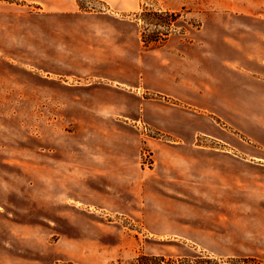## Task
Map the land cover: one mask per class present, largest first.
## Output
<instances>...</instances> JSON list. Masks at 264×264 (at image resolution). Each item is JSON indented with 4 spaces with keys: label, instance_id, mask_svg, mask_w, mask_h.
Returning <instances> with one entry per match:
<instances>
[{
    "label": "rangeland",
    "instance_id": "obj_1",
    "mask_svg": "<svg viewBox=\"0 0 264 264\" xmlns=\"http://www.w3.org/2000/svg\"><path fill=\"white\" fill-rule=\"evenodd\" d=\"M195 1L198 10L192 18H186L182 11L153 9L141 10L135 16L120 15L134 20L139 33L134 37L137 69L124 70L125 79L141 82L147 58L154 72L148 80H164L158 75V50L168 36L180 38L197 30L206 35V31L222 28L225 22L219 9L223 0ZM79 3L81 13L104 12L94 1ZM8 5L17 9L12 12L17 14L14 20L6 16L11 15L5 8ZM30 11L22 1L0 0V186H4L0 199L15 206L21 220L40 217L27 213L31 205H47L45 183H38V189L31 193L30 167L3 159L23 163L38 159L42 163L63 156L78 158L80 153L100 158L111 152L128 157L133 152L143 162L141 153L147 150L153 160L147 174L161 181L166 198L152 189L149 211L144 213L139 202L135 212H128L130 198H124L127 192L119 191L121 207L116 212H72L68 231L72 241L90 238L96 246L82 247V251L95 253L96 259L77 261L78 250L72 246L70 259L62 264H264L258 259L219 256L209 249L214 241L212 231L220 224L215 218L223 219L230 206L261 200L264 195L263 190L254 189L255 182L264 180V166L256 165L264 159V76L254 77L250 70H244L243 75L227 67L218 69L217 76L222 71L229 81L226 92L215 87L214 99L197 106L160 94H143L142 89V95L137 89L119 90L110 76H104L111 73L104 63L115 56L128 62L132 60L128 51L120 50L117 55L91 53L84 45L74 48L82 53H71L62 19L40 11L35 18L29 16ZM212 11L218 13L215 19L211 18ZM142 34L152 40L147 47L140 43ZM86 58L96 63L88 64ZM206 68L189 71L191 77L198 72L200 78ZM187 72L172 70L175 77ZM144 105L152 111L170 109L176 117L179 111L186 113L196 124V131L189 135L192 139L181 141L174 133L160 131L149 121L152 117H143ZM184 234L188 237L182 238Z\"/></svg>",
    "mask_w": 264,
    "mask_h": 264
},
{
    "label": "crops",
    "instance_id": "obj_2",
    "mask_svg": "<svg viewBox=\"0 0 264 264\" xmlns=\"http://www.w3.org/2000/svg\"><path fill=\"white\" fill-rule=\"evenodd\" d=\"M19 1L31 10L29 16L36 18L40 11L53 18L60 17L64 22L62 32L69 38L71 53H82L80 50L74 51V48L80 49L84 45L91 53L101 51L117 55L120 50L128 51L132 60L124 62L115 56L104 63L111 70L110 74L104 76H110L113 86L119 90L132 88L139 92L142 89L143 94H160L165 98L197 106L198 102L214 99L215 87H222V92H226L225 87L229 86V81L222 75V69L226 67L243 75L244 70H250L255 74L254 77L257 74L264 76V0H223L222 9L219 10L222 11L225 23L221 29L206 31V35L197 30L180 38L168 36L158 50V75L164 77V80L157 83L148 80L154 72L150 59L147 58L143 61L141 82L123 77L124 70L137 69L136 61L133 60L134 37L139 33L134 20H125L120 15L127 13L135 16L141 10L153 9L158 12L182 11L186 18H192L198 10L197 1L91 0L102 6L104 11L93 15L80 12L79 0ZM9 5L5 8L11 15L6 16L14 20L17 14L12 12L17 9ZM210 15L215 19L218 13L212 11ZM83 34L88 37L84 39ZM86 60L88 64L96 63L89 58ZM200 66L207 67L206 74L198 78V72H194L197 76L191 77L190 72ZM179 68L187 70L190 77L188 74L183 76L182 73L175 77L172 70ZM218 69L222 70L219 76L216 74ZM79 100L84 98L79 96ZM141 111L144 118L152 117L149 121L160 131L174 133L181 141H189L192 139L189 135L196 131V124L190 122L183 111H179L178 117L167 108L152 111L148 105H144ZM209 131L211 129L208 128L207 133ZM127 155L111 152L100 158H88L87 154L80 153L78 158L63 156L46 159L42 163L38 159H30L29 163L18 159H3L2 161L13 162L16 166L30 167L28 176L32 183L31 193L35 192V188L38 189V183H45L47 205H31L27 213H38L40 217L21 220L16 216L18 209L0 199V264H62L70 259L72 246L77 247L80 256L77 261L95 260V253L87 255L82 251V247L96 246L95 242L83 236L72 241L68 232L72 228V212L87 209L116 212L121 207L119 191L127 192L128 195L124 198H130L128 212H135L139 202L143 205L144 213L149 211L152 207L149 200L152 189L154 194L159 193L162 198H166V191L159 186L161 181L147 174L146 170L150 169L144 167L140 157L137 159L133 152L131 156ZM260 160L256 165L264 166V159ZM42 170L46 173L41 174ZM3 188L4 186H0V190ZM5 189L7 193L12 192ZM254 189L264 191V180L255 182ZM224 213L226 216L223 219L215 218L220 224L212 231L214 241L209 244L212 247L209 249L219 256L264 262V195L261 200L230 206ZM144 217L146 221V216ZM40 229L51 233H38ZM49 236L53 239L49 240ZM182 236L188 237L186 234ZM190 239L194 241L193 236Z\"/></svg>",
    "mask_w": 264,
    "mask_h": 264
},
{
    "label": "built area",
    "instance_id": "obj_3",
    "mask_svg": "<svg viewBox=\"0 0 264 264\" xmlns=\"http://www.w3.org/2000/svg\"><path fill=\"white\" fill-rule=\"evenodd\" d=\"M141 156L143 159L142 164L144 165V167H152L153 166L152 156H151L149 151L143 150L141 153Z\"/></svg>",
    "mask_w": 264,
    "mask_h": 264
},
{
    "label": "trees",
    "instance_id": "obj_4",
    "mask_svg": "<svg viewBox=\"0 0 264 264\" xmlns=\"http://www.w3.org/2000/svg\"><path fill=\"white\" fill-rule=\"evenodd\" d=\"M146 11V10H145ZM165 16H169L170 14H168V13H165L164 14ZM142 43H143V45H144V47H147L148 46V43L150 42V41H152V40H150V41H148V39H146L145 38V35L144 34H142Z\"/></svg>",
    "mask_w": 264,
    "mask_h": 264
}]
</instances>
